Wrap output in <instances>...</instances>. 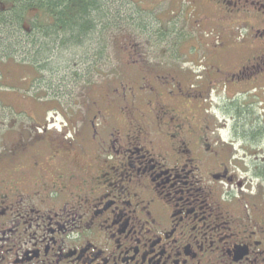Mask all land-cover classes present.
Returning a JSON list of instances; mask_svg holds the SVG:
<instances>
[{"label": "flooded vegetation", "instance_id": "1", "mask_svg": "<svg viewBox=\"0 0 264 264\" xmlns=\"http://www.w3.org/2000/svg\"><path fill=\"white\" fill-rule=\"evenodd\" d=\"M189 1L243 36L171 86L105 87L58 126L0 87V264H264V0Z\"/></svg>", "mask_w": 264, "mask_h": 264}, {"label": "rangeland", "instance_id": "2", "mask_svg": "<svg viewBox=\"0 0 264 264\" xmlns=\"http://www.w3.org/2000/svg\"><path fill=\"white\" fill-rule=\"evenodd\" d=\"M99 2L100 13L96 17L101 24H97L95 32L81 44L58 47L47 61L40 62L44 68L38 72L33 68L28 72L18 68L22 67L21 64H30V57L17 53L5 60L2 57L4 49H0V61L5 60L3 63L12 65L11 69L4 68L7 83H0L2 92L40 100L46 107L45 111L49 112L48 120L58 126L63 122L61 113L65 114L73 106L93 105L99 91L105 87L130 97L139 92L142 84L171 86L170 77L183 79L190 72L195 75L200 70L197 65L206 62L214 47L219 52L228 51L233 47L231 39L239 41L243 36L238 32L231 36L223 34L215 27L212 32L210 26L200 28L207 22L204 15L196 13L189 0ZM126 43L129 51L122 49ZM134 60L138 61L135 66H129ZM35 73L38 74L37 79ZM38 89L41 92L36 96ZM52 107L57 112H50ZM23 108L36 120L42 119L41 110ZM7 114L11 122L26 121L23 115L15 114L12 109ZM242 178L256 184L253 178L243 175Z\"/></svg>", "mask_w": 264, "mask_h": 264}, {"label": "trees", "instance_id": "3", "mask_svg": "<svg viewBox=\"0 0 264 264\" xmlns=\"http://www.w3.org/2000/svg\"><path fill=\"white\" fill-rule=\"evenodd\" d=\"M99 13V0H0L2 57H30L38 72L54 50L87 39L101 24Z\"/></svg>", "mask_w": 264, "mask_h": 264}]
</instances>
